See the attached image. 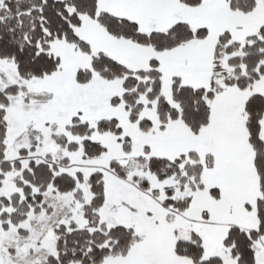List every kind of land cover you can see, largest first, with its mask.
<instances>
[{
    "label": "snow or ice",
    "instance_id": "obj_1",
    "mask_svg": "<svg viewBox=\"0 0 264 264\" xmlns=\"http://www.w3.org/2000/svg\"><path fill=\"white\" fill-rule=\"evenodd\" d=\"M0 264H264V0H0Z\"/></svg>",
    "mask_w": 264,
    "mask_h": 264
}]
</instances>
